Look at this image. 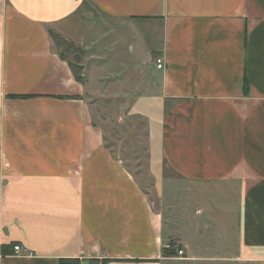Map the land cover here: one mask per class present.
Returning <instances> with one entry per match:
<instances>
[{
	"label": "crops",
	"instance_id": "obj_1",
	"mask_svg": "<svg viewBox=\"0 0 264 264\" xmlns=\"http://www.w3.org/2000/svg\"><path fill=\"white\" fill-rule=\"evenodd\" d=\"M131 33L139 58L112 71L93 52L81 80L56 42ZM119 71L148 190L85 96ZM169 242L186 261L264 264V0H0V264H170Z\"/></svg>",
	"mask_w": 264,
	"mask_h": 264
},
{
	"label": "rangeland",
	"instance_id": "obj_2",
	"mask_svg": "<svg viewBox=\"0 0 264 264\" xmlns=\"http://www.w3.org/2000/svg\"><path fill=\"white\" fill-rule=\"evenodd\" d=\"M152 36V35H151ZM154 37V36H152ZM128 40L123 37L113 47L110 45V35L98 43V48L84 49L81 46L74 45V43L67 42L61 38L56 37V42L62 53H64L67 58L77 65L80 61H85L86 65L90 67V70H96L92 68V63L89 62V57L93 52H101L99 54H104L103 59L106 64L103 68H110L113 70H122L123 62L130 63L134 58H139L140 55L136 53V50L143 52V50L137 49L138 43L143 47L142 39L138 36L135 37L132 33L127 36ZM155 40V37L153 41ZM148 43H152L149 42ZM108 46L109 49L106 48ZM104 47L105 50L102 48ZM111 47V48H110ZM145 47V46H144ZM147 49V48H146ZM157 58V57H156ZM91 60V58H90ZM111 66V67H110ZM125 69V68H124ZM106 69H104L105 71ZM82 68L77 70L81 72ZM119 75L111 72L110 74L104 73L102 76L96 77L97 74L89 81L87 84L86 99L90 103L92 112H94V118L98 124L104 129V138L106 142L110 145L113 152L122 158L124 164L128 166L129 170L136 176L138 182H140L143 188L150 189L151 179L148 174L147 169V141H146V129L145 126L140 122V120L129 113V106L133 98L127 94L129 84H124L121 81L117 82L116 79L122 78L121 71ZM86 78L90 80V71H86ZM106 74V75H105ZM101 77V78H100ZM100 78V79H99ZM99 80V81H98ZM169 185V184H168ZM150 197H154V194ZM154 202V200H153ZM154 206L158 207L157 202ZM184 222V221H183ZM182 222V223H183ZM184 224V223H183ZM179 225L180 230H184V225ZM203 225V224H202ZM200 236L202 240H196V246L207 247L210 254L212 250V243L207 242L203 238L207 234L205 229H201ZM200 244V245H199ZM175 250L177 255L179 246L176 244ZM195 246V247H196ZM203 251V248H201ZM201 254H207L206 252H200ZM187 262V263H186ZM170 264H258L257 262L250 261L244 257L241 260H229V261H209V260H195L186 261L179 256L172 259Z\"/></svg>",
	"mask_w": 264,
	"mask_h": 264
},
{
	"label": "trees",
	"instance_id": "obj_3",
	"mask_svg": "<svg viewBox=\"0 0 264 264\" xmlns=\"http://www.w3.org/2000/svg\"><path fill=\"white\" fill-rule=\"evenodd\" d=\"M71 66H72V70H73V72H74L77 80H81L82 78L80 77V75H78V72H77V70L81 69V66L74 65V64H72ZM244 88H246V80L245 79H244ZM175 246H177V245L174 242H169V244H167L166 246H164L163 247L164 256H176L177 253H176V250L174 249ZM6 249H7V247L5 245H3L1 247L2 253H5L6 252ZM59 261L62 264H79L80 263L78 259H65V258H62Z\"/></svg>",
	"mask_w": 264,
	"mask_h": 264
},
{
	"label": "built area",
	"instance_id": "obj_4",
	"mask_svg": "<svg viewBox=\"0 0 264 264\" xmlns=\"http://www.w3.org/2000/svg\"><path fill=\"white\" fill-rule=\"evenodd\" d=\"M155 62H156V66L158 68H161L163 66V61H162L161 57H157ZM12 251H13L14 254L27 255V256H31L32 255L31 251L23 249L22 246L20 244H18V243H15V244L12 245ZM177 252H178L179 255H182V250L181 249H179ZM79 264H84V263L80 262Z\"/></svg>",
	"mask_w": 264,
	"mask_h": 264
}]
</instances>
